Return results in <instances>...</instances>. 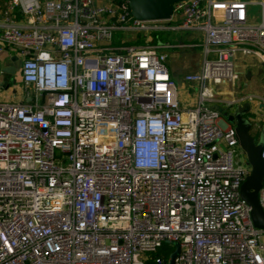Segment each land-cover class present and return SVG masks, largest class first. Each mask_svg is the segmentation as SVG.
Listing matches in <instances>:
<instances>
[{
	"label": "built area",
	"instance_id": "2783aa9c",
	"mask_svg": "<svg viewBox=\"0 0 264 264\" xmlns=\"http://www.w3.org/2000/svg\"><path fill=\"white\" fill-rule=\"evenodd\" d=\"M1 1L0 50L16 52L27 100H0V264H162L173 242L172 264H264L240 197L250 166L223 117L256 100L264 160V95L220 90L236 54L264 68V0L180 1L164 21L134 19L126 0ZM161 30L201 39L152 42ZM178 47L201 48L191 106L166 65ZM257 197L264 213V175Z\"/></svg>",
	"mask_w": 264,
	"mask_h": 264
},
{
	"label": "rangeland",
	"instance_id": "374dc122",
	"mask_svg": "<svg viewBox=\"0 0 264 264\" xmlns=\"http://www.w3.org/2000/svg\"><path fill=\"white\" fill-rule=\"evenodd\" d=\"M249 11H250V17L252 19H254L255 21H257L259 19V13H260V7L258 5V3H254L252 5H249ZM134 33L127 31V32H123V31H116L114 32V38L117 41H127V43L129 41H134L133 39H135L133 37ZM151 37L153 38L152 42H165V41H173L175 42L177 39H181V42H185V41H195V42H199L200 41V37L198 36H194L193 33V37H190V35L188 36L187 32L184 31H171V30H161V31H154L150 33ZM188 36L190 37L188 40H183L186 39ZM185 37V38H184ZM138 43H142L145 41V38L143 36H140L138 39ZM200 47H194V48H176L175 52H173V49H166V53L168 55V58L166 60V65L169 69V71L171 72L173 70V72L175 71V75H176V85H177V89H178V97H185L186 101H194L197 97V87L194 86L191 83H188L184 80V75L185 73H187V71H193L194 67H193V62L196 58H198V61L201 57V52H200ZM241 55L240 54H236L235 57V64L236 69H237V73H238V77L235 81L228 83L224 88L220 89V90H224L225 93H230L228 95H232L235 97H239V96H243V95H249L251 93H249L250 90V85L253 88V94L254 95H264V68L262 63L260 62V60H258V58L256 57H251V61L247 62V61H241L240 60ZM244 66V67H243ZM181 81L182 83H184L183 87L181 86ZM19 83V82H18ZM214 89H216V86H213ZM226 94V95H227ZM180 101V103L183 105V103H185L186 101ZM249 104L252 108L257 109L258 105L256 104V100H250ZM244 107L243 103H237L235 104L230 112L234 111L235 109L238 111L242 110ZM255 115V111L250 109L249 113H243V112H239V115L237 117H239V119H242L245 122H249L250 124V117H253ZM250 130H251V124H250ZM253 134V132H252ZM263 139V134L262 133H258V136L255 137V140L257 142L262 141ZM162 257H164V255L160 254Z\"/></svg>",
	"mask_w": 264,
	"mask_h": 264
},
{
	"label": "water",
	"instance_id": "95a60500",
	"mask_svg": "<svg viewBox=\"0 0 264 264\" xmlns=\"http://www.w3.org/2000/svg\"><path fill=\"white\" fill-rule=\"evenodd\" d=\"M130 14L140 21H164L171 17L173 4L186 0H126ZM15 60V59H14ZM4 72L14 74V66L6 68ZM6 85V83L2 84ZM250 104L245 103L242 110L238 109L223 114L225 121L234 127L240 148L243 150L250 166V173L240 186V197L250 207V216L255 227L264 229V213L259 203L257 192L264 175V160L261 158V143L254 140L250 134V124L237 117L239 112L249 113ZM174 250L170 253L165 264H172L179 252V245L172 243Z\"/></svg>",
	"mask_w": 264,
	"mask_h": 264
},
{
	"label": "crops",
	"instance_id": "0c3cea01",
	"mask_svg": "<svg viewBox=\"0 0 264 264\" xmlns=\"http://www.w3.org/2000/svg\"><path fill=\"white\" fill-rule=\"evenodd\" d=\"M244 1L259 2V0H244ZM1 2L2 1L0 0V3ZM249 5H252V4H249ZM249 5H248V12L250 14ZM187 34H188V36L190 35V37H193V35L196 36V34L192 35V33H187ZM188 36L185 35V37H187V38L183 39V40H188L190 38ZM169 42L173 43V41H169ZM170 49H173L172 51L177 53L175 51V48H170ZM165 52H166V50H165ZM251 57H253V56L252 55H241L240 60L250 62ZM198 58H196L193 62V67H194L193 71H196L199 68ZM11 66H14V74L4 72V70L6 68H10ZM189 72H191V71H187V73H189ZM169 73H170V76L176 81L177 79H176L175 71L173 72V70H172L171 72L169 71ZM4 83H6V85H2ZM181 84H182L181 86L183 87L184 83H182V81H181ZM21 85L22 84L20 81V60L18 59V56L13 49L5 47V48L0 50V100H23V99L27 100L26 98H24ZM249 88L251 90L249 92L251 94H249V95H253V91H252L253 88L251 87V85ZM179 100L184 101L185 97L184 96H182L181 98L179 97ZM195 102H196V99L194 101H186L185 103H183V105L184 106H191ZM245 103H249V102H244L243 104H245ZM252 110H253V108H252Z\"/></svg>",
	"mask_w": 264,
	"mask_h": 264
},
{
	"label": "trees",
	"instance_id": "16d2710c",
	"mask_svg": "<svg viewBox=\"0 0 264 264\" xmlns=\"http://www.w3.org/2000/svg\"><path fill=\"white\" fill-rule=\"evenodd\" d=\"M138 42H140V41H138V39H136L134 41H129L128 43H138ZM172 250H173V247L171 245L165 243V244H162L157 249V251L155 252V254H158V255L162 254V255H164L163 258L166 261V259L168 258L169 254H170V252H172ZM149 264H156V263L154 262V260H152V261H149ZM162 264H165V262H163Z\"/></svg>",
	"mask_w": 264,
	"mask_h": 264
}]
</instances>
